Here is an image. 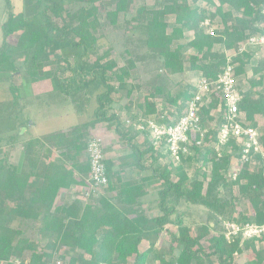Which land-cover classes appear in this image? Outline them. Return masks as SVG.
I'll use <instances>...</instances> for the list:
<instances>
[{
	"label": "trees",
	"instance_id": "16d2710c",
	"mask_svg": "<svg viewBox=\"0 0 264 264\" xmlns=\"http://www.w3.org/2000/svg\"><path fill=\"white\" fill-rule=\"evenodd\" d=\"M155 1L157 5L152 10L140 5L133 12L134 0H17V3L5 0L6 19L0 27V74L10 78L12 102L20 97L15 80L22 78L34 90L40 88L42 94L59 92L72 97L83 92L89 100L94 97V108L87 121L69 131L53 132L42 140L24 144L23 166L10 163V149L2 152V264H11V259L26 261V264H48L54 258L66 264H235V256L247 257L246 264L264 263V234L258 239L235 238L226 242L224 231L219 227L221 220L264 225V158L255 155L254 166L243 164L235 180L229 178L228 170L239 159V148L234 138H230L221 156H216L217 131L226 111L222 104L218 117L213 115L220 100L217 95H212L210 104L198 113L200 128L207 129L205 146L199 148L193 144L191 154L182 155L177 165L170 159L164 143L154 146L146 132L139 133L131 127L127 130L126 120L110 110L113 102L121 100V96L115 98L120 90L131 95L135 86L129 82L139 72L143 80L139 85L143 109L127 120L147 119L165 110L167 115L161 122L175 124L193 98L195 87L192 82L174 83L172 77L190 71L194 78L215 80L227 65L223 48L236 49L261 31L264 0ZM203 4L212 6L213 11L202 8ZM101 17L110 27L117 29L122 25L132 33L124 37L125 58L120 67L114 61L103 62L107 52L102 56L96 54L98 37L95 35L101 31ZM206 19L218 26L216 36L206 32L207 27L203 25ZM64 50L78 51L73 57L74 63L62 57ZM93 53L96 57L90 62L87 57ZM230 62L235 65L234 74L243 78L240 84L243 93L238 103L242 117L238 122L261 130L264 151V52L247 51L232 57ZM246 65L252 66L251 78L247 77ZM66 74L67 80L62 79ZM245 84L249 89L245 90ZM177 85L180 88L173 94ZM159 101L176 110L169 111L166 105L159 108ZM100 123H106L128 144L130 151L123 157L122 165L129 161L132 168L138 172L150 170V175L123 181L122 167L116 170L105 159L109 182L102 195L95 200H83L84 203L74 199L55 207L61 189L85 185L89 160L87 156L81 162L78 159L92 138L89 131ZM87 134L88 140L81 141ZM16 140L17 136L13 135L9 142ZM226 147L235 154H229ZM55 151L59 152L60 159ZM41 155L46 163L43 171L46 185L38 188L29 180L25 164ZM200 158L202 165L198 171L206 166L210 173L202 172L200 180L196 175L188 177L184 165ZM161 160L168 162L155 170L152 166ZM68 161L72 163L70 169L65 166ZM73 169L82 176H73ZM154 183L162 186L157 192L160 214L148 217L142 207L148 188ZM240 199L248 201L251 212L238 214L236 218L234 211ZM180 203L206 210L207 222L213 223L208 246L199 244L207 237L208 226L197 228L192 235L176 212ZM40 227L42 238L39 240L36 238ZM163 232L170 235V244L155 252V243ZM144 242L148 248L141 250Z\"/></svg>",
	"mask_w": 264,
	"mask_h": 264
},
{
	"label": "rangeland",
	"instance_id": "374dc122",
	"mask_svg": "<svg viewBox=\"0 0 264 264\" xmlns=\"http://www.w3.org/2000/svg\"><path fill=\"white\" fill-rule=\"evenodd\" d=\"M16 1L17 0H13ZM144 5L147 7V9L150 11L152 8H155L157 5L155 0H134L131 11L134 12V10L140 6ZM206 4L201 5L202 8H205L206 10L209 9V11L213 8L212 6H207ZM17 11V10H16ZM213 11V9H212ZM103 14V13H101ZM6 19V5L5 0H0V27L1 24ZM101 25L100 29L101 31L96 33V37H98V41L96 44V50L97 55L102 56L105 52L108 54L104 58L103 62H109L114 61L118 67L122 66L124 64V50H125V43H124V37L132 35L127 29L125 30L122 25H119L122 28H113L107 25V23L103 20V17L100 19ZM172 24V21L169 20V25ZM216 23L210 22V26H216ZM171 26L169 27V29ZM125 30V31H123ZM0 45H1V28H0ZM223 50H227L224 49ZM234 50V49H233ZM233 50H229L232 52ZM190 50H186V54H189ZM78 54L77 50H64L61 52L62 57H66L70 63H74V56ZM96 54L93 53V55H89L87 57L88 61H93L96 57ZM257 57V56H256ZM22 60L21 58H19ZM256 60V59H254ZM255 61H252V64H254ZM19 70L22 71L21 64H18ZM138 69H140L138 65ZM247 77H252V66L246 65L245 66ZM67 75L62 76V79L65 78L67 80ZM196 76L193 75L192 72L186 71L181 75H176L172 77V80L174 83L178 82H194ZM71 80V79H70ZM142 77L137 72L136 74L132 75L131 82H129L131 85L135 86L134 89L131 92L130 96L126 95V92L124 90H120L118 94H116V97L121 96V100L119 102H113L110 105V110L113 113H117L118 115L122 116L124 120L130 119L131 115H133L136 112H141L140 110L143 109V92L141 90V84ZM241 83H243V78L241 79ZM10 84V78H8V75H1L0 74V157L3 155L4 150L11 149L9 139L11 136L15 135L18 136L17 140L13 142V145L15 144L16 152L14 155L19 157L20 160V154L19 151L21 149V143L25 142V144L30 140H42L47 135L53 133V132H67V130L73 128L74 126L83 123L84 121H87L89 117L92 114V110L94 108V97L90 98L87 94L83 92H79L74 94L72 97H66L63 96L61 93H49V94H42L39 93L40 88L38 90H34L31 84H26V82L22 79H16L14 85L16 87H20V97L15 102H12L13 94L9 91ZM178 86V85H177ZM172 91L173 94L176 93L179 86ZM182 86V84H180ZM94 87H92V90ZM249 89V85L245 84V90ZM41 91H43L41 89ZM158 103L159 108H162V105H166V107L169 109V111H175L176 108L173 106L168 105L165 102L159 101ZM139 106V108H138ZM139 109V110H138ZM167 112V111H166ZM165 110L164 112L154 115L155 119L160 118L161 116H166ZM159 116V117H158ZM96 131H93L92 137L100 138L104 150V155L106 160H112L114 166L119 169L121 168L123 170V181L125 180H137L142 178L141 175H139V172L132 168V165L129 163V161H126L128 164L122 165L125 160L123 157L130 151L128 144L126 142H123L121 139H119L117 136L112 137L114 134L112 132V129L106 125V123H100L97 126ZM126 129H130L128 125L125 123ZM21 128V129H20ZM23 128H26L27 131L20 135V132ZM20 129V130H19ZM108 132V133H107ZM134 132V131H132ZM20 138V139H18ZM141 138L139 137L138 140ZM28 140V141H27ZM27 141V142H26ZM140 142V141H139ZM24 144V143H23ZM10 154V153H9ZM17 159V160H18ZM15 160V159H14ZM168 160H161L157 163H154L152 166L155 170L161 165L167 164ZM201 158L198 159V161H192L189 163H186L184 165V168L188 174V177L193 178V176H197V178L201 179V173L207 172L210 173L209 168L206 166L204 169L198 171V167L201 164ZM234 163V162H233ZM253 165V163H252ZM121 166V167H120ZM254 166V165H253ZM115 168V169H116ZM143 175V174H142ZM144 175H150V170L144 171ZM113 182H115L113 180ZM206 184H204L205 186ZM162 188L160 183H154L153 186H151L150 194L144 198V201L146 203L145 208V215L147 216H155L157 214H160L159 207H158V194L157 192ZM224 196V195H222ZM228 197V195H226ZM96 199V198H95ZM93 199V200H95ZM92 203V201H90ZM176 212L179 213L180 218H182L183 224L186 223L187 226H189V230L191 231V234L195 231V229L199 226V224L202 223H208L207 221V212L202 207L192 206L185 203H180L176 206ZM203 212V213H202ZM250 211V205L247 200L240 199V201L237 203V206L234 211V216L237 218L238 214H248ZM182 213V214H181ZM175 215H173V218ZM203 217L205 220H203ZM226 221V220H225ZM224 220H221V223L219 227L224 230L223 227ZM42 227V224L40 225ZM41 227L39 234H37V238H42L41 234ZM175 230V227H173ZM176 233V232H174ZM195 233V232H194ZM166 235V236H165ZM165 238H162V245L168 246L169 245V235L165 234ZM36 237V236H35ZM40 240V239H39ZM206 246V245H205ZM259 245L258 247H260ZM249 256V254L247 255ZM247 258V257H246ZM246 258L241 256H235V264H246ZM251 258H248V260ZM264 264V263H263Z\"/></svg>",
	"mask_w": 264,
	"mask_h": 264
},
{
	"label": "built area",
	"instance_id": "2783aa9c",
	"mask_svg": "<svg viewBox=\"0 0 264 264\" xmlns=\"http://www.w3.org/2000/svg\"><path fill=\"white\" fill-rule=\"evenodd\" d=\"M212 1L217 3L216 0ZM261 13L264 17V8ZM203 25L207 27L206 32L209 35L216 36L215 31L218 26H210L208 19L203 22ZM260 30V32L253 34L240 43L232 52L229 50L224 51L227 57V65L215 80H207L199 77L192 82V85L195 87V94L187 103L183 116L175 124H163L161 120L165 118L164 115L158 119L150 117L147 119H138L135 122L126 120L125 123L128 127L133 128L139 133L146 132L154 146H160L164 143L170 159L177 165L180 163L182 155L191 154L190 148L193 144L199 148L205 146L204 138L207 134V129L200 128L198 113L203 106L210 104L212 95H217L220 100L213 115L218 117L222 110V104L226 111L223 115V122L218 127L215 153L217 157H220L222 148L227 145L230 138H234L239 148V159L234 161L229 168L228 176L231 180H235L243 164L247 163L251 165L255 155H260L264 158V151L260 139L261 130L242 125L238 122V119L242 117L238 110V103L242 98L243 91L240 87L241 78L234 74L235 65L230 62L232 57L247 51H254L255 53L264 52V21ZM197 135L198 139L195 140ZM226 151L231 155L235 154L234 150L229 147H226ZM86 156L89 160V170L84 177L85 185L83 186L82 194L84 199L89 201L102 195L108 187L109 182L104 164L105 155L103 143L100 138L92 137L88 140ZM223 227L226 242H231L235 238L241 241L253 238L258 239L264 234V225H256L249 222L236 223L234 221H224ZM9 262L11 264L27 263L19 259H11ZM2 263L0 261V264ZM48 264L66 263L64 260L54 258Z\"/></svg>",
	"mask_w": 264,
	"mask_h": 264
},
{
	"label": "crops",
	"instance_id": "0c3cea01",
	"mask_svg": "<svg viewBox=\"0 0 264 264\" xmlns=\"http://www.w3.org/2000/svg\"><path fill=\"white\" fill-rule=\"evenodd\" d=\"M107 125V124H106ZM108 126V125H107ZM109 127V126H108ZM96 129H97V127H95L94 129H91L90 131H89V134H93V131H96ZM70 130V129H69ZM69 130H67V131H69ZM27 131V129L24 131V133ZM23 133V134H24ZM62 133H64V132H62ZM108 133V132H107ZM90 135V136H91ZM88 136V134L83 138H81V141H83V142H86L87 140H88V138L89 137H87ZM116 137V135L115 134H113L112 135V137ZM18 139H20V138H18ZM28 141V140H27ZM26 141V142H27ZM10 143V142H9ZM25 144V142H22L21 143V149H20V151H19V153L18 154H20V160L18 159L19 157V155L17 156V158H16V156L14 155V153L16 152V150H18L17 148H16V146H15V144L13 145V143H10V146H12V148L10 149L11 151H10V156H9V161H10V163L11 164H13V165H16V166H23V158H22V152H23V146H24V144ZM103 148H105V146H103ZM55 154H56V157H57V159H60V157L58 156V154H59V152H57V151H55ZM83 158H86V151H84L83 153H82V156L81 157H79V161L81 162L82 161V159ZM15 159V160H14ZM18 159V160H17ZM106 159V158H105ZM111 162H112V160H110ZM45 160H44V157L41 155L40 157H39V159H34V158H30L29 159V161L25 164V169L27 170V172L28 173H30V176H29V180L35 185V186H37L38 188H43V187H45V185H46V180L43 178V171H44V168H45ZM112 164H113V162H112ZM114 165V164H113ZM65 166H67L66 168H72V163H71V161H68L66 164H65ZM115 167V166H114ZM116 168V167H115ZM116 170H117V168H116ZM123 170H121V177L123 176ZM143 174V175H142ZM139 175H141V177H146V176H149V175H144V171L142 172H139ZM73 176H75L76 178H79L80 176H82V175H79V173L77 172V171H75L74 169H73ZM123 180V179H122ZM115 181V180H114ZM112 183H115V182H113L112 181ZM82 190H83V187H82V185H76L75 187H73V188H70V189H61L60 191H59V193H58V195H57V197H56V200H55V207H59V206H61L62 204H66V203H69L70 202V200H74V199H77V200H80L81 202H83L84 203V201L83 200H85L84 198H82ZM150 191H151V187H149L148 188V195L150 194ZM147 195V196H148ZM146 196V197H147ZM145 208H146V203H145V201H144V205H143V207H142V210H143V213L144 214H146L145 213ZM203 213V212H202ZM250 213V212H249ZM182 214V213H181ZM157 215H159V214H157ZM157 215H155V216H157ZM250 215H252V213L250 214ZM155 216H151V217H155ZM148 217H150V216H148ZM203 220H205V218L203 217ZM183 221L184 220H182V218H180V222H182V225L183 226H185V227H188L189 228V226H187V224L186 223H184L183 224ZM201 226H208V234H207V237L205 238V239H203L199 244H200V246H202V247H204L205 245L206 246H208V244H209V242H208V238L212 235V233H213V230H212V226H213V223H210V222H208V224H206L205 222L204 223H202V224H199V226L197 227V228H199V227H201ZM197 228L195 229V233L193 232V234L192 235H195L196 234V232H197ZM165 234H167V233H162L160 236H159V238L157 239V241H156V243H155V247H154V249H155V252H158L160 249H163V248H165V247H167V246H164V245H162V243H161V241H162V238L164 237L165 238ZM165 235V236H164ZM169 235V234H168ZM209 235V236H208ZM169 237H170V235H169ZM161 240V241H160ZM169 240L171 241V237L169 238ZM169 244H170V242H169ZM148 248V243L147 242H144L143 244H142V246H141V250L142 249H147ZM148 264H153V263H148Z\"/></svg>",
	"mask_w": 264,
	"mask_h": 264
},
{
	"label": "water",
	"instance_id": "95a60500",
	"mask_svg": "<svg viewBox=\"0 0 264 264\" xmlns=\"http://www.w3.org/2000/svg\"><path fill=\"white\" fill-rule=\"evenodd\" d=\"M21 129V128H20ZM19 129V130H20ZM26 130V128H23L22 130H21V132H20V135L19 136H21L23 133H24V131ZM18 137V136H17Z\"/></svg>",
	"mask_w": 264,
	"mask_h": 264
}]
</instances>
